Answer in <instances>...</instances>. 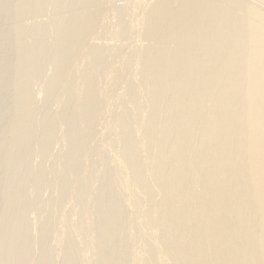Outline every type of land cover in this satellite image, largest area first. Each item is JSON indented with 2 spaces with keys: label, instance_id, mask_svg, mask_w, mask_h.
I'll use <instances>...</instances> for the list:
<instances>
[{
  "label": "bare ground",
  "instance_id": "bare-ground-1",
  "mask_svg": "<svg viewBox=\"0 0 264 264\" xmlns=\"http://www.w3.org/2000/svg\"><path fill=\"white\" fill-rule=\"evenodd\" d=\"M113 1L0 0V264H264V24L247 38L239 109L234 97L219 103L189 137L206 96L197 84L177 87L167 111L156 102L162 51L190 46L181 29L196 27L197 9ZM48 9L52 18L23 22ZM193 76L181 62L168 80ZM145 106L153 117L134 137ZM32 194L42 196L29 203Z\"/></svg>",
  "mask_w": 264,
  "mask_h": 264
},
{
  "label": "rangeland",
  "instance_id": "rangeland-1",
  "mask_svg": "<svg viewBox=\"0 0 264 264\" xmlns=\"http://www.w3.org/2000/svg\"><path fill=\"white\" fill-rule=\"evenodd\" d=\"M126 0H114L116 5H122ZM132 2H137L140 0H131ZM150 4H155L160 0H149ZM189 1L191 7L197 9V16L195 18L196 27H182L181 33H191L192 42L189 47H187L180 57L175 55L173 51L163 50L162 55L165 57V66L161 70L160 77L158 78V83L162 84L164 87V94L156 102V107L161 108V111H167L164 109L168 97L174 92L177 87L197 84L198 89L206 94L200 101L195 112L192 115L194 124L189 128L188 136L192 137L204 129L206 125L207 114L219 103L234 97V109L238 110L240 107V97L243 96V90L245 86V75L249 69V66L245 64L244 58L247 54L252 52V42L248 41V36L252 33L254 29L260 27L264 24V0H167L168 5L178 7ZM181 8V7H180ZM178 9V11L180 10ZM172 11L170 14L165 16L157 25L158 29H161L163 25L169 24L176 15L180 14ZM53 15L51 10L42 11L38 14H31L23 18L25 25L29 26L31 22H38L42 20H47L52 18ZM100 20V19H98ZM96 20L94 26L98 28L99 21ZM127 21V13H124L123 19L120 24L123 26ZM186 21L191 22V18H187ZM97 31L94 32V38L97 36ZM162 34V42L168 40V33ZM213 34L214 39L208 43L206 48L204 44L207 42L209 35ZM141 35V34H140ZM148 35L140 36L135 40V46H142L148 40ZM195 36V38H194ZM92 37L90 42L97 39ZM93 40V41H92ZM106 40V39H105ZM108 40V39H107ZM103 42H109V41ZM95 42V41H94ZM110 43V42H109ZM103 46L99 47L102 51ZM203 50V51H201ZM264 50L262 46L257 48V52ZM256 53V49L253 51ZM161 53V49H160ZM205 53L206 61L204 63H199L198 59L200 55ZM203 56V55H202ZM189 63V72L197 76L192 77L193 83L186 81L182 83H177V81H170L169 77L176 73L180 63ZM199 70V71H198ZM135 72L141 71V66L137 68L133 67L131 73L128 76L120 77L116 82L114 90L119 89V87L126 85L130 76H133ZM194 84V85H195ZM113 91V90H112ZM145 95L144 89H139L136 91V98H141ZM41 98H35L33 100L34 105H39L42 102ZM143 111H146L145 118L143 119L141 125L133 127L131 135L135 137L141 130H144L146 124L152 119V115L149 114L148 106H145ZM112 113H109V116ZM130 113H126V117ZM168 124V123H167ZM99 130V128H98ZM101 130V129H100ZM100 130L97 135H100ZM103 131V130H102ZM113 129H111L110 134L112 135ZM67 132L59 134L56 139L60 140L65 137ZM169 128L165 126L162 132L159 134V138L166 139L168 135H171ZM98 137V136H97ZM93 145V144H91ZM242 147L237 148L240 151ZM140 149L136 150L138 153ZM157 154L156 150H153L148 157L152 158ZM196 153L190 152L187 154L188 159V170L191 171L198 165L194 162ZM37 155V159L39 158ZM149 159L147 158V164ZM128 170V169H127ZM129 171V170H128ZM192 179H188V183H192ZM42 196V194H37ZM37 195L32 194L29 198V203H32ZM27 209L25 215H30V206ZM182 212V211H181ZM83 215V211H77L76 216L70 218L71 221L77 217Z\"/></svg>",
  "mask_w": 264,
  "mask_h": 264
}]
</instances>
